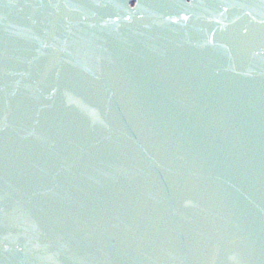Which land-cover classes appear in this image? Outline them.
<instances>
[{
  "label": "water",
  "instance_id": "water-1",
  "mask_svg": "<svg viewBox=\"0 0 264 264\" xmlns=\"http://www.w3.org/2000/svg\"><path fill=\"white\" fill-rule=\"evenodd\" d=\"M0 264H264V0H0Z\"/></svg>",
  "mask_w": 264,
  "mask_h": 264
}]
</instances>
